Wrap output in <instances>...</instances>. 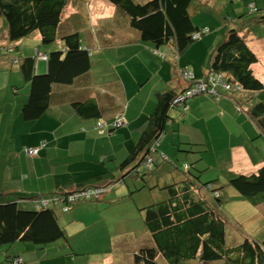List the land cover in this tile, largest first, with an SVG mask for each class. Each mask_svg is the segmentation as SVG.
<instances>
[{
	"label": "trees",
	"instance_id": "16d2710c",
	"mask_svg": "<svg viewBox=\"0 0 264 264\" xmlns=\"http://www.w3.org/2000/svg\"><path fill=\"white\" fill-rule=\"evenodd\" d=\"M105 1L116 8L118 18L128 21L140 42L153 46L152 51L162 59H165L161 52L163 48L172 46L178 56L183 57L209 32L197 26L193 18L195 11L200 9V2L205 0ZM69 3L70 0H0V20L4 21L0 24V36H6L11 44L18 45L38 34L41 45H62L48 54H41V49L27 54L24 49L25 54L15 58V49L1 51L2 57L10 58L12 66L30 84L29 99L22 108L25 122L43 117L51 106V94L56 87H74L79 78L92 70L93 50L84 44L81 34L88 25L81 13L65 17ZM250 8L253 12L258 11L255 5ZM40 61L46 64L43 73L38 70ZM257 63L258 57L241 35V29L228 30L212 53L209 71L204 76H197L188 66L182 67L179 72L186 88L158 95L147 129L130 156L120 164L118 176L107 180L97 176L78 184L74 190H59L43 197L15 195L7 199L0 194V247L33 245L44 248L67 240L64 228L66 214L80 204L103 200L121 186L131 187L134 180L141 184L137 190H158L164 196V199L142 210L153 246L138 250L134 264H191L196 261L203 264H264V219L259 223L260 230H252L254 236H249L252 234H247L246 230L237 234L231 231L221 212L224 203L221 182L216 175L204 181L203 177L211 169L200 167L205 164V159L216 160L211 158L214 153L201 144L178 142L176 145L172 139L175 134H180L179 128L186 125L184 119L193 101L203 96L210 97L216 104L230 99L237 112H245L264 137V103L256 102L248 111L243 110L244 103L251 102L244 100L246 93L264 90L263 83L252 70ZM186 73L192 77H187ZM200 81L205 82L206 89L194 96L186 95ZM180 97L183 99L179 100ZM67 101L82 117L96 119L94 128L97 133L108 135L122 129L116 127V119L122 116L104 119L94 99H77L69 94ZM101 121L108 124L104 129L98 128ZM127 125L126 121L124 128ZM192 130L196 137L200 136L196 128ZM166 136L171 137L168 152L182 153L187 159L188 155H193L197 160L191 164L182 163L184 159L179 158L182 156L175 154V161L182 165H174L173 159L160 151ZM46 147L47 143L42 142L38 147L24 148L23 152L27 157L36 158ZM30 150H38L37 155H29ZM157 155L160 160L155 159ZM159 162L162 166L167 165L164 172L169 180L152 185L158 178L155 174L158 173ZM222 162L220 160L218 164L221 166ZM163 177L160 174V180ZM228 185L253 207L264 204V165L250 175L232 173ZM7 259H11V264H26L21 255Z\"/></svg>",
	"mask_w": 264,
	"mask_h": 264
},
{
	"label": "crops",
	"instance_id": "0c3cea01",
	"mask_svg": "<svg viewBox=\"0 0 264 264\" xmlns=\"http://www.w3.org/2000/svg\"><path fill=\"white\" fill-rule=\"evenodd\" d=\"M109 5L107 12L112 14L111 17H106L96 27L87 26L81 30L84 44L93 50L91 72L79 78L74 87H56L51 94V106L41 119L24 121L22 108L29 99L30 84L12 67L10 58H6L7 66L14 70L9 71L0 87L3 111L0 117V166L4 167L0 170V194L4 198L49 196L59 190H74L78 184L97 176L106 180L118 176L120 164L130 156L147 129L158 95L186 88L179 70L188 66L199 77L209 71L210 58L219 41L203 40L183 57L168 46L161 50L165 57L162 59L152 51L153 46L140 42L128 21L118 18L116 8ZM0 37L5 43V46L0 43V53L3 48H12L15 49L14 58L25 54L24 49L11 44L6 36ZM32 37L38 43L41 40L38 34ZM261 41L259 39L258 43ZM60 44L55 46L61 48ZM52 50L53 46L40 51L48 54ZM254 53L259 56L258 51ZM260 61L258 57L252 70L264 85V67L258 74L254 71ZM38 70L45 72L44 61L38 63ZM262 92L246 93L244 100L251 102L244 103L243 110L248 111L256 102L264 103ZM69 94L77 99H94L104 119L112 120L120 115L127 121V127L108 135L97 133L96 119L79 115L67 101ZM18 107L21 109L19 114L8 112L11 109L16 113ZM246 116L243 118L228 98L216 104L210 97L203 96L193 101L184 119L186 125L181 126L180 134H175L172 139L182 144H201L210 153L219 154V158L229 155L224 162L235 170V174L250 175L264 165V137L255 122ZM235 123L246 128L234 134L232 125ZM9 126L14 131L8 137ZM193 128L200 136H195ZM255 138H260V147L254 143ZM42 142H46L47 147L38 157L30 158L24 154L23 148L38 147ZM158 165L155 174L158 178L152 185L169 180L165 176V166L161 162ZM160 174L165 178L160 180ZM130 184L131 187L121 186L97 203L80 204L66 214L67 240L44 248L33 245L0 247V264H11V259L7 258L16 255L23 256L26 264H134L138 250L153 246L142 210L164 196L158 190H137L141 184L134 180ZM248 206L253 210H249L245 232L254 236L252 230H260L259 223L264 219V204L253 207L248 201Z\"/></svg>",
	"mask_w": 264,
	"mask_h": 264
},
{
	"label": "rangeland",
	"instance_id": "374dc122",
	"mask_svg": "<svg viewBox=\"0 0 264 264\" xmlns=\"http://www.w3.org/2000/svg\"><path fill=\"white\" fill-rule=\"evenodd\" d=\"M137 1H145V0H137ZM200 4H201L200 9L195 11L193 18L197 26H199L201 29L206 28L209 31L206 37L204 38V41L217 40L221 42L222 39L226 37L228 30L235 28L236 29L238 28L239 30L241 29V35L245 37V39L248 41V44L253 47L254 51H258L259 53L258 57L261 59V61L259 62L260 64L254 67L255 73L258 74L261 67L262 66L264 67V19H262L264 18V0H205L204 2H200ZM252 5L256 6L258 10L257 12L251 11L252 9L250 7ZM107 6L110 5L105 0H70L69 7L66 10L65 17L69 18L74 13H81L85 22L89 27H94V26L96 27L101 23V21H105L103 19L112 16L111 13L108 14ZM1 22L4 21L0 20V24ZM259 39L263 40L260 42V44L258 43ZM0 43L3 45L5 44L3 43L1 37H0ZM17 46H19L21 50L26 49V53L28 54L33 53L34 50L38 48L41 49L42 51H44L47 48H50L51 46H53L54 51L59 49V47L55 46V44L49 46L41 45L40 42L38 43L36 41L35 37L25 39ZM257 47H259L258 50ZM0 48H2V45H0ZM8 63L9 62L7 61V59L2 57L0 53V87L5 83V78L7 79L8 77L7 74L9 73V71H13L15 69V66H12L14 69L10 66H7ZM20 92H22V89H20ZM261 97H264V91L261 93ZM10 110H8V112L9 113L12 112V114H19L21 111L19 107L17 108L16 113ZM2 114L3 111L0 108V117ZM241 115L244 116L243 118H247L245 112H243ZM12 122H17V121H12ZM233 122L236 121L233 120ZM245 128H246L245 125L242 124L239 125L235 123L232 125V130L234 134L240 133V131L244 130ZM8 129L10 130L9 134L7 135L9 137L13 133L14 128H11V126H9ZM168 137L166 136L164 138L165 143L163 142L164 145H161L162 147L160 148V151L161 152L163 151L164 154H166L169 159L172 158L174 165L181 164L180 161L178 162L175 161L176 160V158L174 157L175 154L182 156L179 157L180 159H184L182 163L191 164L197 160L196 157H193V155H188L187 157H189V159H187L186 157H184V154L182 153L168 152L169 149H171L168 148V141L171 137L170 138ZM7 139L13 142V139L10 138ZM259 139L260 138H255V140L253 141H255L254 143L260 147L261 143ZM175 144L177 145L178 141ZM218 155L219 154H217L216 156V154L214 153L213 157L211 158H216V160L210 158L205 159L206 161L205 164L200 165L201 168L207 169V167H209L211 169V171L203 177V180L207 181V179H211L215 175L218 176L217 179H219V181L221 182V186L223 187L221 191H222V196L224 198V203L222 204L221 212L224 215V217L228 220V223L231 226V231H234L235 234H237L239 231L241 232L243 230H246V227L248 225V222L246 221H249V217H248L249 210H253V208L249 207L248 201L245 200L240 195H238L236 191L228 185L231 174L236 173L235 170L230 169V166L228 164H225L226 162H224V160L227 161L226 159L229 157V155L226 156L225 158H222V155L219 158ZM157 157L159 156L157 155L155 159L160 160V158ZM220 160L223 161L221 166L218 164V161ZM164 165L167 168V165L166 164ZM3 168H4L3 166H0V170H2ZM1 177L2 175L0 174V178ZM212 201L213 200H211V202Z\"/></svg>",
	"mask_w": 264,
	"mask_h": 264
},
{
	"label": "built area",
	"instance_id": "2783aa9c",
	"mask_svg": "<svg viewBox=\"0 0 264 264\" xmlns=\"http://www.w3.org/2000/svg\"><path fill=\"white\" fill-rule=\"evenodd\" d=\"M186 74H187V77H192V74H188V73H186ZM226 87L229 88V86H226ZM205 89H206L205 82L200 81V82L196 83L194 85V88L190 92H188V94H186V95L194 96V95L200 94ZM211 93L212 94H216L215 91H212ZM182 99L183 98L180 97L179 100H182ZM125 124H126V121L123 118H117L116 119V127L121 128V127H124ZM107 125L108 124L105 121L98 122V128H100V129H104ZM102 132H103V130H102ZM37 153H38V150H30V151H28V154L31 155V156L37 155ZM86 194H88V193H86Z\"/></svg>",
	"mask_w": 264,
	"mask_h": 264
}]
</instances>
